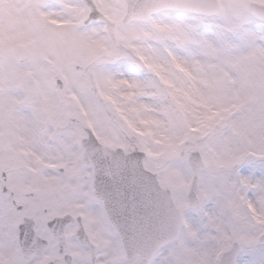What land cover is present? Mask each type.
I'll return each instance as SVG.
<instances>
[{
	"label": "snow or ice",
	"instance_id": "obj_1",
	"mask_svg": "<svg viewBox=\"0 0 264 264\" xmlns=\"http://www.w3.org/2000/svg\"><path fill=\"white\" fill-rule=\"evenodd\" d=\"M0 264H264V0H0Z\"/></svg>",
	"mask_w": 264,
	"mask_h": 264
}]
</instances>
